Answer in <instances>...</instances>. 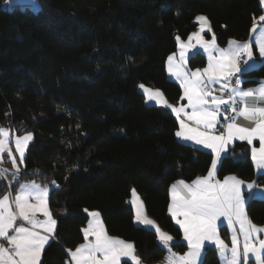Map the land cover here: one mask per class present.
Returning a JSON list of instances; mask_svg holds the SVG:
<instances>
[{
    "label": "trees",
    "instance_id": "obj_1",
    "mask_svg": "<svg viewBox=\"0 0 264 264\" xmlns=\"http://www.w3.org/2000/svg\"><path fill=\"white\" fill-rule=\"evenodd\" d=\"M40 1L33 11L8 10L0 0V126L33 133L21 182L59 185L49 193L57 224L41 264H67L66 250L84 241L85 209L99 211L109 234L133 242L144 263L161 261L167 252L157 246L154 229L136 222L132 190L157 225L183 241L168 213L170 185L206 175L212 156L179 140L175 114L147 103L139 85L160 88L178 102L182 88L166 69L175 38H186L203 14L219 45L244 40L262 13L260 0ZM206 61L201 53L189 66ZM243 79L244 85L264 79V65ZM232 173L264 183L247 142L232 144L219 164L218 177ZM7 188L3 183L0 195ZM246 210L264 223V199L247 201ZM187 249L186 242L172 248ZM203 264H220L215 247H205Z\"/></svg>",
    "mask_w": 264,
    "mask_h": 264
},
{
    "label": "snow or ice",
    "instance_id": "obj_2",
    "mask_svg": "<svg viewBox=\"0 0 264 264\" xmlns=\"http://www.w3.org/2000/svg\"><path fill=\"white\" fill-rule=\"evenodd\" d=\"M19 2L21 0H5L4 6L11 10V5ZM30 3L33 11L40 9L36 0H30ZM258 21L264 22V15ZM195 22L199 24V30L188 36L187 43L179 36L175 38L179 42L178 59L176 52L167 57L168 72L179 81L183 90L181 100L187 103L173 106L160 90L140 87L148 101L162 104L175 113L179 121L176 137L211 149V166L207 175L198 176L190 183L178 180L171 185L168 212L182 229L183 241H176L146 216L143 202L133 189L131 203L135 206V220L154 228L157 246L167 252L166 264H203L206 242L215 247L222 264H249L250 255L255 264H264V238H261L264 226L254 224L245 207L246 200L264 198V190L236 175L224 176L222 180L216 178L218 163L222 162L228 145L234 140L252 145L258 139L260 146L251 148V160L258 170H264V80L253 81L257 84L255 88L242 87L248 82L243 76L257 67L253 43L261 58L260 64L264 65V24L254 20L250 29L253 36L248 41L230 39L228 46L221 48L214 34L210 41L203 38L206 29L211 31L207 17L197 15ZM193 39L195 44L191 43ZM201 48L207 53V66L188 68V59L201 54ZM216 85H219L218 89L214 87ZM216 91L220 95H215ZM241 120L248 126H243ZM217 129L219 134H216ZM18 131L0 126V165L5 163V155L11 164V168L0 167V187L7 181L10 189L0 196V239L7 243V246L0 243V264H41V254L54 235L57 221L48 205L50 187L35 181L21 182L22 173L26 171L22 168L26 150L34 136L32 132L18 135ZM13 143L14 150L10 146ZM51 186L59 188L55 180L51 181ZM12 189H15L14 195ZM84 211L89 216L87 226L82 229L84 242L74 250H66L72 264H121L122 257L130 258L133 264H143L133 242L110 236L98 211ZM38 213L44 219L38 218ZM18 219L29 226L23 223L17 226ZM220 226L231 227L230 244L221 238ZM184 242L187 252L178 255L172 251L174 246Z\"/></svg>",
    "mask_w": 264,
    "mask_h": 264
},
{
    "label": "crops",
    "instance_id": "obj_3",
    "mask_svg": "<svg viewBox=\"0 0 264 264\" xmlns=\"http://www.w3.org/2000/svg\"><path fill=\"white\" fill-rule=\"evenodd\" d=\"M260 4H261V6H262V13L258 16V17H256L254 20H257V22H258V24H264V22H259L258 21V18L261 16V15H264V0H260ZM200 15H203V14H200ZM208 19V21L210 22V20H209V18H207ZM210 26H211V31L209 32V31H207V29L205 30V32L204 33H202V35H203V38L205 39V40H208V41H210L211 39H212V35L214 34L215 36H216V34H215V31H214V29H213V27H212V24H211V22H210ZM252 27V26H251ZM251 29V28H250ZM199 30V24H198V27L196 28V29H194L192 32H195V31H198ZM192 32H190V34L192 33ZM189 34V35H190ZM188 35V36H189ZM188 36L186 37V38H181V40L182 41H184L185 43H187L188 42ZM253 36V34L251 33V31L249 32V35H248V37L246 38V39H244V40H237V39H234V40H237V41H239V42H245V41H248L249 39H250V37H252ZM191 43H193V44H195L196 43V41H195V39H193L192 41H191ZM216 43H217V45L219 46V47H221V48H225V47H227L228 46V44L227 45H225V46H221V45H219L218 44V42H217V39H216ZM178 45H179V42H178ZM178 45H177V50L176 51H174V52H176L177 53V59H178V56H179V47H178ZM253 51H254V54H255V58H256V60H257V67L260 65V60H261V58L259 57V55H258V52H257V48H256V45L253 43ZM200 52L201 53H204L205 55H206V59H207V61H206V64H205V66H203V67H196V68H204V67H206L207 66V63H208V56H207V53H205L204 51H203V49L201 48L200 49ZM172 54V53H171ZM190 59V58H189ZM189 59H188V64H187V67L188 68H190V69H192V70H194V69H196V68H191L190 66H189ZM245 59H246V57H245ZM241 67H243L244 65H243V60H241ZM256 67V68H257ZM166 69H167V72H168V67H167V63H166ZM168 75L172 78V79H174V80H176L175 79V77L174 76H172L169 72H168ZM262 80H264V79H262ZM177 81V80H176ZM261 81V80H260ZM179 82V81H178ZM214 87H216L217 89H218V87H219V85H216V86H214ZM242 87H244V88H255V87H257V84H253V85H242ZM146 89H150V90H152V91H156V90H154V88H152V86H148V87H145ZM140 90H142V92L144 93V95H145V98H146V101L148 102V103H150V104H157L155 101H148L147 100V94L145 93V91H144V89H140ZM215 95H220V92L219 91H216L215 93H214ZM182 95H183V90H182ZM181 95V96H182ZM163 97L167 100V102H168V104H171V105H173V106H179L181 103H184V104H186L187 103V101L186 100H181V98H180V100L178 101V102H176V103H174V102H172V101H170V99L166 96V94L164 93L163 94ZM157 105H161V106H164V105H162V104H157ZM164 107H166V106H164ZM167 108V107H166ZM167 109H169L170 111H171V109L170 108H167ZM175 114V113H174ZM176 116V115H175ZM241 123H242V125L243 126H248V123L246 122V121H243V120H241ZM178 127H179V121H178ZM178 129V128H177ZM177 131V130H176ZM179 140H181L182 142H185V143H188V144H192V145H194V146H197V147H199V148H202V149H206V148H204L202 145H195V142L194 141H185V140H182L181 138H178ZM235 142H246V141H239V140H234L230 145H228V147H227V152H226V155L228 154V152H229V149H230V147H231V145L232 144H234ZM256 147V148H259V140L258 139H256V140H254L253 141V144L252 145H250V151H251V148L252 147ZM206 150H209V151H211V149H206ZM224 157V156H223ZM219 164L220 163H218V167H219ZM253 164H254V162H253ZM254 167H255V164H254ZM255 170H256V173L259 175V174H263L264 175V170H258L256 167H255ZM207 175V174H206ZM228 175H236L238 178H240V179H242V180H244L245 182H254L255 183V187L257 188V189H261V190H264V183L263 184H260V183H258L257 182V180L256 179H245V178H242L241 176H239L238 174H235V173H232V174H228ZM204 176V175H203ZM227 176V175H226ZM216 178L217 179H220V180H222L223 178H220V177H218V175L216 176ZM195 179V178H194ZM193 179V180H194ZM179 180H182V179H179ZM176 181H178V180H176ZM176 181H174L172 184H174ZM183 181H185L186 183H190L192 180H190V181H186V180H183ZM171 184V185H172ZM171 185H170V188H169V195H170V190H171ZM244 195H245V197L247 198V196H248V192L247 191H245V193H244ZM259 199H264V198H259ZM170 202H171V196H170ZM169 202V203H170ZM130 203H131V198H130ZM132 204V203H131ZM246 204H247V200H246ZM144 205V204H143ZM132 206H133V208H135V206L132 204ZM245 207H246V205H245ZM91 211H93V210H90V211H88V212H91ZM96 211V210H95ZM146 211V210H145ZM247 211V210H246ZM169 213V212H168ZM247 214H248V212H247ZM169 215L171 216V214L169 213ZM101 216V215H100ZM150 217V216H149ZM248 217L251 219V217L249 216V214H248ZM41 219H44V218H41ZM101 219H102V217H101ZM150 219V218H149ZM152 219V218H151ZM223 219V218H222ZM153 220V219H152ZM174 220V219H173ZM252 220V219H251ZM154 221V220H153ZM137 222V221H136ZM174 222H175V220H174ZM252 222L254 223V224H256V225H259V226H264V223H255L253 220H252ZM138 224H140V225H144V224H141V223H138ZM155 224L157 225V223L155 222ZM225 224H226V221H225ZM146 226V225H145ZM179 226V225H178ZM148 227H150V228H152V229H154L152 226H148ZM160 228V227H159ZM237 228H238V225H237ZM161 229V228H160ZM55 230H56V228H55ZM162 230V229H161ZM182 230V229H181ZM107 231V230H106ZM163 231V230H162ZM218 231H219V234H220V236H221V238L222 239H224L225 240V242L226 243H229L230 244V240H231V227H224V226H220L219 228H218ZM55 233V232H54ZM108 233V232H107ZM109 234V233H108ZM168 234H170L169 232H168ZM110 236H113V237H118V236H115V235H111V234H109ZM171 235V234H170ZM172 236V235H171ZM53 237V236H52ZM52 237L50 238V240H49V242L51 241V239H52ZM118 238H120V237H118ZM174 238V237H173ZM261 238H264V234H261ZM91 239V238H90ZM120 239H122V238H120ZM175 239V238H174ZM182 239H183V231H182ZM125 240V239H124ZM242 240H243V238L241 237V242H242ZM126 241H128V240H126ZM84 242V241H83ZM82 242V243H83ZM0 243H3L5 246H7V243H6V241H4L3 239H0ZM48 245V244H47ZM46 245V246H47ZM45 246V247H46ZM206 246H209L208 245V243L206 242ZM205 246V247H206ZM214 247V246H213ZM76 248V247H75ZM74 248V249H75ZM74 249H72V250H74ZM205 250V249H204ZM44 251V250H43ZM173 251V250H172ZM188 251V249L186 250V252ZM175 252V251H174ZM175 253H177V252H175ZM185 253V252H184ZM184 253H177L178 255H183ZM42 254H43V252H42ZM42 254H41V259H42ZM167 256V255H166ZM125 260H128V261H130V262H132L131 260H130V258H126V257H122L121 258V264H123V261H125ZM202 260H203V257H202ZM219 261H220V264H222V261H221V259H220V257H219ZM133 263V262H132ZM67 264H72V262H71V258L69 257V260L67 261ZM143 264H148V263H144L143 262ZM151 264H166V261H165V258L164 259H162L161 261H158V262H155V263H151ZM249 264H255V261H254V258H252L251 257V255H250V260H249Z\"/></svg>",
    "mask_w": 264,
    "mask_h": 264
},
{
    "label": "rangeland",
    "instance_id": "obj_4",
    "mask_svg": "<svg viewBox=\"0 0 264 264\" xmlns=\"http://www.w3.org/2000/svg\"><path fill=\"white\" fill-rule=\"evenodd\" d=\"M36 2L40 5V8L42 7V4H41V1L40 0H36ZM4 5H5V3H4ZM3 5V6H4ZM14 5H20L22 8H25V7H29L30 9H32L33 10V8H32V4L30 3V0H21V2H19V3H15V4H13V5H11V8H13V6ZM5 7V6H4ZM6 8V7H5ZM204 16H206V15H204ZM207 17V16H206ZM208 18V17H207ZM140 85H144V88L145 87H148V85H146V84H144V83H140ZM140 85H139V89H143V88H141L140 87ZM152 88H154V90H160L163 94H164V92H163V90L162 89H160V88H157V87H152ZM140 91H142V90H140ZM148 103V102H147ZM150 104V103H149ZM4 127H6V126H4ZM10 128V127H9ZM11 129V128H10ZM12 131H14L15 132V130H13V129H11ZM28 132H30V131H28ZM27 132H23V133H17L16 132V134H18V135H24V134H26ZM31 143V142H30ZM11 147H13V150H14V143L13 144H11L10 145ZM28 150V149H27ZM27 150H26V154H27ZM25 154V155H26ZM7 156L5 155L4 156V160H5V163H3L2 165H0V167H5V166H8V167H10L11 168V164L10 163H8L7 162ZM24 167V165L22 166V168ZM10 179V178H9ZM27 181H30V180H27ZM22 182H26V181H22ZM36 183H38V182H36ZM38 184H40V183H38ZM42 185V184H41ZM43 186V185H42ZM50 187V189H51V186H49ZM10 189H9V186H8V188L0 195V196H3L5 193H7L8 191H9ZM136 191V190H135ZM136 193H137V195H138V197H139V199L142 201V199H141V196H140V194L136 191ZM15 194V192L13 193V195ZM131 201H132V195H131ZM34 202V201H33ZM143 202V201H142ZM48 205H49V201H48ZM143 208H144V212H145V214H146V216L148 217V218H150L151 219V217H149V215L147 214V212L145 211V207H144V205H143ZM49 209H50V207H49ZM50 211H51V209H50ZM93 211H95V210H93ZM99 212V211H98ZM134 212H135V208H134ZM51 213H52V211H51ZM53 214V213H52ZM37 216H38V218H44L43 217V215L42 214H40V213H38L37 214ZM53 218H54V216H53ZM152 220V219H151ZM17 226H19V224H21V223H23L25 226H29V225H27V222H24V221H22V220H20V219H18L17 220ZM137 223H139V222H137ZM148 227V226H147ZM163 230V229H162ZM164 232H166V233H168L166 230H163ZM54 232H55V230H54ZM69 260V259H68Z\"/></svg>",
    "mask_w": 264,
    "mask_h": 264
},
{
    "label": "built area",
    "instance_id": "obj_5",
    "mask_svg": "<svg viewBox=\"0 0 264 264\" xmlns=\"http://www.w3.org/2000/svg\"><path fill=\"white\" fill-rule=\"evenodd\" d=\"M243 59H245V57L243 58ZM242 59V60H243ZM222 112H223V108H222ZM225 115H228L229 113H224ZM216 134H219V129H217L216 130ZM4 168H10V167H8V166H5ZM10 178V177H9ZM5 182H7V181H4L3 183H5Z\"/></svg>",
    "mask_w": 264,
    "mask_h": 264
}]
</instances>
